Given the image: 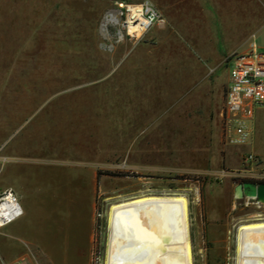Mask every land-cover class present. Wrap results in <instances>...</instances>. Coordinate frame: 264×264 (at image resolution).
Masks as SVG:
<instances>
[{
    "label": "crops",
    "instance_id": "crops-1",
    "mask_svg": "<svg viewBox=\"0 0 264 264\" xmlns=\"http://www.w3.org/2000/svg\"><path fill=\"white\" fill-rule=\"evenodd\" d=\"M146 1L164 24L106 53L94 23L78 27L87 33L73 46L89 54L75 57L90 63L78 77L89 82L11 118L0 192L13 190L22 214L0 228V264H91L99 171L243 178L248 154L264 163V106L244 144L221 117L228 58L264 51V0Z\"/></svg>",
    "mask_w": 264,
    "mask_h": 264
},
{
    "label": "rangeland",
    "instance_id": "rangeland-1",
    "mask_svg": "<svg viewBox=\"0 0 264 264\" xmlns=\"http://www.w3.org/2000/svg\"><path fill=\"white\" fill-rule=\"evenodd\" d=\"M115 1L146 0H0V139L9 133L11 118L16 124L18 111L36 110L62 88L89 82V78L78 76L90 63L75 57L81 52L89 54V49L73 46L74 36L85 35L87 31L75 29L94 23L103 53L109 52L112 45L130 42L126 36L119 41V26L107 25L105 31L101 30ZM94 7L99 13L96 20ZM105 172L110 171L102 173ZM116 173L127 175L99 176L102 181L91 264H104L109 205L141 194L184 193L188 197L194 264H235L237 226L253 220L254 214L264 219V206L252 201L245 206L246 201L235 199L233 194L242 179L264 181L258 172L243 178L177 172L145 176ZM224 210L225 222L216 225Z\"/></svg>",
    "mask_w": 264,
    "mask_h": 264
},
{
    "label": "bare ground",
    "instance_id": "bare-ground-1",
    "mask_svg": "<svg viewBox=\"0 0 264 264\" xmlns=\"http://www.w3.org/2000/svg\"><path fill=\"white\" fill-rule=\"evenodd\" d=\"M189 216L184 193L141 194L110 204L104 264H194ZM253 218L236 228L235 264H264V219Z\"/></svg>",
    "mask_w": 264,
    "mask_h": 264
},
{
    "label": "built area",
    "instance_id": "built-area-1",
    "mask_svg": "<svg viewBox=\"0 0 264 264\" xmlns=\"http://www.w3.org/2000/svg\"><path fill=\"white\" fill-rule=\"evenodd\" d=\"M113 22L106 25L119 26L118 39L125 36L129 40L139 38L155 25L164 24L163 16L148 2L126 3L115 1L113 8L105 15ZM133 28V32L128 30ZM119 35L121 37L119 38ZM228 83L224 94V103L221 111L223 131H233V143L244 144L248 138L247 126L253 119L258 107L264 106V51L251 49L246 53H234L227 60ZM259 169L264 179V163L253 154H248L243 160V170L249 173ZM248 205L249 201L258 206H264L254 199L243 198ZM22 214V209L15 192L5 189L0 192V228L11 223Z\"/></svg>",
    "mask_w": 264,
    "mask_h": 264
},
{
    "label": "water",
    "instance_id": "water-1",
    "mask_svg": "<svg viewBox=\"0 0 264 264\" xmlns=\"http://www.w3.org/2000/svg\"><path fill=\"white\" fill-rule=\"evenodd\" d=\"M234 198H250L264 204V182L245 181L234 187Z\"/></svg>",
    "mask_w": 264,
    "mask_h": 264
},
{
    "label": "trees",
    "instance_id": "trees-1",
    "mask_svg": "<svg viewBox=\"0 0 264 264\" xmlns=\"http://www.w3.org/2000/svg\"><path fill=\"white\" fill-rule=\"evenodd\" d=\"M102 174H106V175H109V176H126L127 174H122V173H116V172H105V173H102V172H98V176L102 175ZM245 181H252V180H247V179H242L240 182H245ZM256 183H261V182H264V181H254Z\"/></svg>",
    "mask_w": 264,
    "mask_h": 264
},
{
    "label": "flooded vegetation",
    "instance_id": "flooded-vegetation-1",
    "mask_svg": "<svg viewBox=\"0 0 264 264\" xmlns=\"http://www.w3.org/2000/svg\"><path fill=\"white\" fill-rule=\"evenodd\" d=\"M254 182V181H253Z\"/></svg>",
    "mask_w": 264,
    "mask_h": 264
}]
</instances>
